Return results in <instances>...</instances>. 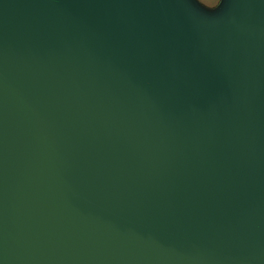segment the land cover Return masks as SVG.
Wrapping results in <instances>:
<instances>
[{
  "label": "water",
  "instance_id": "1",
  "mask_svg": "<svg viewBox=\"0 0 264 264\" xmlns=\"http://www.w3.org/2000/svg\"><path fill=\"white\" fill-rule=\"evenodd\" d=\"M0 0V264H264V0Z\"/></svg>",
  "mask_w": 264,
  "mask_h": 264
},
{
  "label": "rangeland",
  "instance_id": "2",
  "mask_svg": "<svg viewBox=\"0 0 264 264\" xmlns=\"http://www.w3.org/2000/svg\"><path fill=\"white\" fill-rule=\"evenodd\" d=\"M195 3L205 11L214 12L219 5L221 0H194Z\"/></svg>",
  "mask_w": 264,
  "mask_h": 264
}]
</instances>
